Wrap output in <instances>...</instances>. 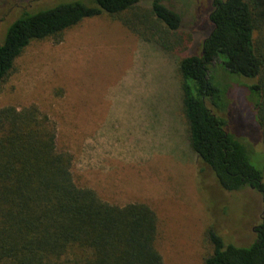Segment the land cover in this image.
<instances>
[{"label":"rangeland","instance_id":"1","mask_svg":"<svg viewBox=\"0 0 264 264\" xmlns=\"http://www.w3.org/2000/svg\"><path fill=\"white\" fill-rule=\"evenodd\" d=\"M93 0H0V41L23 11ZM152 0H139L149 6ZM181 16L190 43L163 50L106 14L83 19L62 39L32 41L0 88V107L34 104L56 127L57 148L73 156L72 173L113 204L144 202L158 218L165 264H203L213 227L225 243L248 246L264 217V193L227 191L190 150L180 111L175 66L199 54L211 24L212 0H162ZM181 47V48H180ZM213 81L227 87V128L263 171L264 146L254 132L247 86L254 82L216 64ZM255 122V121H254Z\"/></svg>","mask_w":264,"mask_h":264},{"label":"trees","instance_id":"2","mask_svg":"<svg viewBox=\"0 0 264 264\" xmlns=\"http://www.w3.org/2000/svg\"><path fill=\"white\" fill-rule=\"evenodd\" d=\"M106 14L163 50L186 47L181 16L162 0H93L26 10L0 41V88L32 42L53 39L83 19ZM211 28L199 54L175 66L180 111L190 150L227 191L264 193L263 171L227 128V87L213 81L214 65L254 79V132L264 146V0H212ZM180 47V48H181ZM73 156L56 144L54 122L34 104L0 107V264H165L158 249V218L144 202L113 204L80 186ZM248 246L225 243L213 227L204 236L203 264H264V217Z\"/></svg>","mask_w":264,"mask_h":264}]
</instances>
